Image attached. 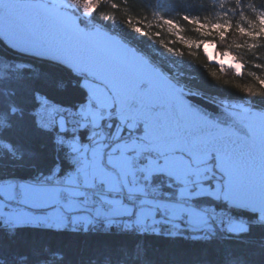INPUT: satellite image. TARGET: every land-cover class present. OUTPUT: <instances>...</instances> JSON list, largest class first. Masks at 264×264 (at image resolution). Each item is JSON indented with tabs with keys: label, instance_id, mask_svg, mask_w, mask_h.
<instances>
[{
	"label": "snow or ice",
	"instance_id": "obj_1",
	"mask_svg": "<svg viewBox=\"0 0 264 264\" xmlns=\"http://www.w3.org/2000/svg\"><path fill=\"white\" fill-rule=\"evenodd\" d=\"M105 4L120 9L114 0H0V42L52 68L41 82L31 65L0 61V89H14L0 91V264H47L33 232L110 238L87 264H264V108L223 106L226 124L210 117L195 102L198 93L106 28L115 14L100 11ZM243 7L235 0L214 22L184 14L197 39L160 13L156 24L175 41L138 15L121 19L170 53L183 54L169 46L177 42L190 52L203 48L221 70L240 73L233 47L251 50L264 40V10L246 5L253 18L243 10L229 18ZM229 32L243 42L219 50L226 62L215 49ZM257 81L243 91L264 97V75ZM44 86L76 100L58 101ZM150 86L187 122L161 119ZM6 119L19 132L15 142L4 139ZM60 262L72 264L67 253Z\"/></svg>",
	"mask_w": 264,
	"mask_h": 264
},
{
	"label": "trees",
	"instance_id": "obj_2",
	"mask_svg": "<svg viewBox=\"0 0 264 264\" xmlns=\"http://www.w3.org/2000/svg\"><path fill=\"white\" fill-rule=\"evenodd\" d=\"M115 3L120 5L119 11L112 9L109 5L105 4L101 7L100 11L105 13H114L115 19H110L105 22L108 30L115 32L122 36L131 46L139 51L145 53L149 47V42L153 38L146 35L139 36V40L133 39L134 34L137 32L130 29L123 21L122 17L125 13L138 18L145 19L147 26L151 22V31L161 33L160 38L165 41H175L174 35L168 34L166 29L160 28L154 20V14L160 13L167 19H172L179 24L182 29V34L185 37L197 39L199 34L195 32L190 22L182 19L184 14L189 16H196L202 23L205 18L213 22L221 11H227L229 8L235 7V0H226L223 8L220 7V0H114ZM243 9H237L235 13L229 12V18L235 22L239 17L241 10L249 18H253L255 13L251 8L246 5H253L257 10H264V0H241ZM98 15V14H97ZM145 30H148L146 27ZM235 40L236 44H242L243 39L239 33L233 35L232 32L227 33V40L224 44H217L216 52ZM252 43V41H249ZM171 46L182 48L183 54L181 56L182 64L187 65V73L196 77V82L191 78L190 81L194 83L201 95L218 100L221 104L232 106L233 102L241 101L243 98H249L253 102L255 108H264V97L251 96L250 93H245L243 89L248 86H258L256 77L264 75V68L259 65H264V40L257 43L253 49L236 48L231 50V54L239 57V62L244 65L240 73H236L233 68L225 66L221 70L218 63L210 61L204 54L203 49L193 48L191 52L188 47L180 43H175ZM195 53V56L192 55ZM9 60L11 62H24L31 65V74L38 77L41 82L44 81L45 75L52 71L50 64L42 61L36 57L18 53L11 48L7 47L3 42H0V61ZM3 71V65L0 64V73ZM215 73V76L212 75ZM11 81V76L6 78ZM43 86V85H42ZM44 90L55 96L53 89L44 86ZM7 96L13 94L14 89L8 85L0 89ZM58 101L64 103L75 102V97L68 96H55ZM19 115V113L17 114ZM7 127L4 130L3 136L6 141L11 140L15 142L19 136L17 129L11 126V122L6 119ZM11 178V177H5ZM27 178V177H25ZM20 179V177H16ZM38 247L47 248V251H42L41 256L49 258L47 264H62L63 254L67 253L72 264H87L88 260L93 256H101L102 250L108 243H113L110 238L105 236L96 235H82V234H60L53 235L44 232H33ZM68 243L70 247H62L63 244ZM233 247L243 249L244 245L238 241H230Z\"/></svg>",
	"mask_w": 264,
	"mask_h": 264
},
{
	"label": "water",
	"instance_id": "obj_3",
	"mask_svg": "<svg viewBox=\"0 0 264 264\" xmlns=\"http://www.w3.org/2000/svg\"><path fill=\"white\" fill-rule=\"evenodd\" d=\"M13 50V49H12ZM18 53L24 54L22 51L14 50ZM26 55V54H25ZM31 56V55H29ZM34 57V56H33ZM125 72L129 76L135 77L137 75V69L133 66H128ZM150 99L152 103L158 106V114L161 119L167 120L168 122L186 123L187 118L183 116L171 103L168 96L155 86H150L149 89ZM197 93V92H196ZM199 94V93H198ZM191 99V97H190ZM195 102L198 104L201 110H206L207 114L212 118H218L221 123H228L229 118L223 112V105L217 103L201 94L196 97ZM257 109V108H256ZM237 136L243 138L246 135V130L237 125L234 129Z\"/></svg>",
	"mask_w": 264,
	"mask_h": 264
},
{
	"label": "rangeland",
	"instance_id": "obj_4",
	"mask_svg": "<svg viewBox=\"0 0 264 264\" xmlns=\"http://www.w3.org/2000/svg\"><path fill=\"white\" fill-rule=\"evenodd\" d=\"M139 36H141V34L137 32L136 34H134L133 39L139 40L140 39ZM169 46L171 47V45H169ZM203 51H204V49H203ZM213 51H214L213 48H211V47L208 48L209 53H211ZM145 54L148 55L149 58L155 64L163 66V67L167 68L170 72L174 73V79H176L180 84L185 86L189 91H193V92H197V93L201 94V92L198 90V87H196L194 85V83L192 81H190L191 78L194 79L193 81H195V82L197 80H196V77L194 78L192 75L187 73V65L182 64V60H181V56H180L179 52H177L175 54L168 52L166 50V48L161 47L160 44L157 41H155V39L153 38V40L149 42V47L147 49V52H145ZM217 56H218V59H224L226 62L229 59L228 57H219L218 52H217ZM256 79H257V77H256ZM209 99H211V98H209ZM211 100H213L217 103H220L218 100H215V99H211ZM240 103H244L246 105H251L253 108H255L252 104L253 102L249 98H243V99H241V101L233 102L232 104L234 105V104H240ZM222 105L231 107L227 104H222Z\"/></svg>",
	"mask_w": 264,
	"mask_h": 264
},
{
	"label": "bare ground",
	"instance_id": "obj_5",
	"mask_svg": "<svg viewBox=\"0 0 264 264\" xmlns=\"http://www.w3.org/2000/svg\"><path fill=\"white\" fill-rule=\"evenodd\" d=\"M24 55H25V54H24ZM221 105H222V104H221ZM223 106H224V105H223ZM17 180H18V179H17ZM12 207H16V205H15V204H13V205H12ZM24 208H25V207H23V210H24Z\"/></svg>",
	"mask_w": 264,
	"mask_h": 264
},
{
	"label": "crops",
	"instance_id": "obj_6",
	"mask_svg": "<svg viewBox=\"0 0 264 264\" xmlns=\"http://www.w3.org/2000/svg\"><path fill=\"white\" fill-rule=\"evenodd\" d=\"M29 210H30V209H29V208H27V207H25V208H24V211H29Z\"/></svg>",
	"mask_w": 264,
	"mask_h": 264
}]
</instances>
